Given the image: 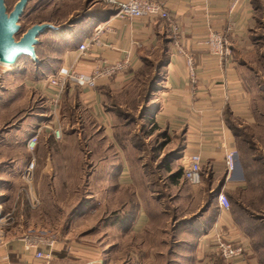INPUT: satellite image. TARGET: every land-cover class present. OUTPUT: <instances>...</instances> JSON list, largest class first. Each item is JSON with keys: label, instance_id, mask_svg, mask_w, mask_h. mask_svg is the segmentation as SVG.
<instances>
[{"label": "crops", "instance_id": "crops-1", "mask_svg": "<svg viewBox=\"0 0 264 264\" xmlns=\"http://www.w3.org/2000/svg\"><path fill=\"white\" fill-rule=\"evenodd\" d=\"M163 1L169 21L119 19L110 10L115 5L108 0H93L89 5L95 10L93 14L72 26L68 33L62 31L60 36L66 38V43H55V73L60 67H72L76 72L90 74L106 64L128 61L122 72L98 79L94 87L84 88L73 83L63 92L65 102L76 104L85 117L94 121L90 127L76 129L74 134L80 137L85 133L89 153L98 150L108 153L93 165L88 185L97 183V168H105L103 190L105 199L112 200L106 204L111 205V213L116 212L115 217L121 216L116 223L121 222L123 229L131 226L129 182L136 189L131 191V196L145 201L148 197H159L160 190L167 197L185 195L183 188L187 186L190 224L185 243L189 249L177 251L175 257L185 259L184 264H261L264 245H255L264 239V0ZM171 24L178 27L177 37L171 32ZM96 26H104L102 33L79 55V44L88 42ZM209 32L223 36L224 54L214 55L204 45ZM175 40L193 58L194 80L186 58L175 47ZM153 59L156 61L152 67L157 69L159 77L150 84L152 89L144 99L147 102L142 107L144 116L131 128L132 124L117 121L118 112H126L117 100L134 91L132 98L139 99L137 89L131 91V88L143 86L138 84L139 70ZM46 81L21 84L22 90L24 86L32 90L33 104L41 94L50 99L52 89L46 86ZM112 99L116 102L112 103ZM48 104L46 111L41 105L21 116L18 126L9 130L0 142H20L25 154L22 158L29 160L27 140L34 135L38 141L54 139L52 130L58 129L63 117L61 105L53 111ZM16 105L22 112L21 102ZM0 109L2 116L11 113L10 107ZM126 130L136 139L118 142L116 135ZM100 131L101 142L94 145L93 140ZM177 150L176 155L167 157ZM35 151L38 154V147ZM129 151L133 152L134 168L128 167L131 165V158H127ZM229 151L235 152L231 171L226 169L224 156ZM192 153L201 157L199 185H190L184 174L179 178L175 175ZM44 160L42 167L34 171V189L43 186V174L50 176L53 171L54 162L50 157ZM25 164L24 161L14 167L15 171L24 169ZM63 182L66 179L58 180L53 174L48 184L59 187ZM95 191L89 195L90 204L97 201ZM219 194L226 196L230 203L226 211L217 204ZM12 201L14 222L4 227L0 264H106L99 254L93 255L70 240L71 229L53 230L48 212L32 211L26 206V200L17 196ZM44 203L41 201L39 206ZM137 208L133 223L146 215L139 204ZM217 234L244 246V260L231 263L218 256L214 250ZM38 235L51 241V245L44 243L29 248L28 239ZM36 251L49 257L35 258ZM140 259L143 261L142 255Z\"/></svg>", "mask_w": 264, "mask_h": 264}, {"label": "rangeland", "instance_id": "rangeland-1", "mask_svg": "<svg viewBox=\"0 0 264 264\" xmlns=\"http://www.w3.org/2000/svg\"><path fill=\"white\" fill-rule=\"evenodd\" d=\"M17 1L4 0L6 11L12 10ZM92 1H27L23 14L17 23L19 31L14 37L15 40H18L29 27L39 23H47L53 27L56 26L58 29L49 30L39 35V47L35 49L36 64L25 56L20 57L13 65L0 64V107H10L11 110L8 116L7 114L2 116L3 114L0 113V138H3L13 127L18 126V119L33 112L36 106L42 105V110H47V104L50 100L41 94L36 96V102L33 104L35 97L31 96L32 90L25 86L22 90L21 84L23 86L24 82L31 84L40 79L41 81L47 80L55 73L56 67L53 58L57 56V52L54 51L56 41L59 44L66 43L67 40H64L66 38L60 36L62 31L67 30L65 32L68 33L72 26H76L89 14H93L95 10L89 8ZM155 61L156 59L145 62V65L139 70L138 84L141 83L143 86L131 88V91L137 89L136 93H138L139 99L132 98L135 95L134 91L132 95L130 92L127 97L123 95L117 100L124 106L123 110L126 111L124 113L128 115L127 121H133L131 128L133 125L135 128V121L143 117L144 109L142 107L147 103L144 102V99L152 89L150 84H154L159 77L157 69L152 67V63ZM18 101L21 102L22 112L16 105ZM114 102L116 100L112 103ZM24 103L26 104L24 105ZM59 105H61V114L63 115L58 126L61 130L60 139L54 140L48 137L42 141L37 140L39 146L36 144L35 150L38 147V154L35 153V150L32 151L29 154V160L28 157L26 160L22 158L24 151L22 152L23 148L20 142V144L10 143L11 140L0 142V210L2 213L6 214L11 211L12 200L16 196L20 200H26L27 206L26 187L21 178L23 169L17 172L15 171L17 168L14 167H18L24 161L26 167L33 160L35 167L32 173V182H34L36 167L41 168L45 161L44 158L48 156L54 162L53 171L50 176L43 174L44 183L42 187L38 189L32 187V192L39 198L40 202L45 201V203L32 211L48 212L51 219L50 227L53 230L61 227L71 229L69 239L74 240L78 247L83 250L91 251L93 255L99 254V257L106 260V264H177L179 262L184 264L185 259L175 256L177 251L189 249L185 243L188 242L187 228L190 224L187 186L183 188L185 195L175 198L171 195L167 197L163 195L164 191L160 190L157 193L160 195L159 197L156 199L148 197L149 200L145 201L142 198H140L141 200L137 199L136 195L131 196V191L136 189L135 184L129 182L131 226L123 229L121 222L119 225L116 223H119L121 216L115 217L116 212L111 213V209H109L111 205L106 204L112 200L105 199L103 190L105 184H103L102 179L104 172H106L105 168L101 167L96 170V175L101 181L97 178L96 184L88 185L93 165L98 164V160H101L104 154L106 156L108 153H101L99 150L94 154L89 153L85 133H81L80 137L74 134L76 129L85 128V126L90 127L94 121L85 117L81 108L76 104L72 105L70 102H65L64 96ZM77 110L79 112H76ZM0 111L2 110L0 109ZM144 132L147 134L146 131ZM102 134L101 131L97 134L93 140V143L96 142L94 145L101 142ZM132 155V151L127 153V158H131V165L128 166L130 168L135 167ZM53 174H56L58 180L66 179V182H63L59 187L50 186L48 181ZM16 180L20 181L17 182L18 185ZM69 182L72 184H68ZM107 186L109 185L107 184ZM145 189H147L146 186ZM94 190L97 192V201L90 204L89 195ZM149 192L147 191V193ZM138 204L140 208L145 209L146 215L142 216L138 222L133 223L132 219L138 213ZM144 209L141 211L142 214ZM141 255L143 261L140 259ZM260 258L261 264H264V254H260Z\"/></svg>", "mask_w": 264, "mask_h": 264}, {"label": "built area", "instance_id": "built-area-1", "mask_svg": "<svg viewBox=\"0 0 264 264\" xmlns=\"http://www.w3.org/2000/svg\"><path fill=\"white\" fill-rule=\"evenodd\" d=\"M110 3L115 5L117 12L113 17L126 20H134L138 18H148V19H161L169 21L168 8L163 0H125L117 2L116 0H108ZM237 0H234L236 3ZM104 26H96L93 35L89 38L88 42L80 43L77 51L83 54L88 50L89 45L96 42L99 35L102 33ZM171 32L174 36L178 35V27L171 24ZM204 45H207L210 52L214 55H222L225 53V40L223 36L215 33L209 32L204 40ZM175 47L179 53H181L189 69V74L191 80H194V70H193V58L186 54L180 45V42L175 40ZM127 59L121 62L106 64L101 68H97L90 74H83L76 72L72 67H60L56 73L50 76L45 82L46 86L52 89V95L50 96V104L53 111L57 109L60 104V100L63 96L67 85L76 84L79 87L90 88L94 87L95 83L100 78L112 77L113 75L122 72L127 67ZM52 136L54 140H58L61 137L60 128L52 130ZM37 136L34 135L30 137L26 144L30 152L35 150ZM234 151L227 152L225 156V165L227 171H231L234 166ZM35 167L33 160L22 170L21 178L26 187L27 194V207L31 210L36 209L40 205L39 198L32 192V173ZM183 174L186 181L190 185H199L201 183V157L198 154L192 153L185 158V162L182 166ZM217 204L225 211L230 208V203L226 196L219 194L216 197ZM15 211L11 209L9 213L3 214L0 210V240L4 235L5 226L10 225L14 222ZM214 250L218 256H220L226 262H239L243 261L245 258L244 252L245 247L234 242L231 239L225 238L223 235L217 234L214 236ZM51 245V241L45 240L41 235L35 236L32 239H28L29 248H37L42 244ZM49 254L42 253L41 251L35 252V258L47 259Z\"/></svg>", "mask_w": 264, "mask_h": 264}, {"label": "water", "instance_id": "water-1", "mask_svg": "<svg viewBox=\"0 0 264 264\" xmlns=\"http://www.w3.org/2000/svg\"><path fill=\"white\" fill-rule=\"evenodd\" d=\"M28 0H18L12 10L6 11L4 0H0V64L13 65L20 57H28L34 63L35 49L38 44L39 35L46 30L55 31L58 29L50 24H36L27 29L22 36L15 40L14 37L19 31V22L23 9Z\"/></svg>", "mask_w": 264, "mask_h": 264}, {"label": "trees", "instance_id": "trees-1", "mask_svg": "<svg viewBox=\"0 0 264 264\" xmlns=\"http://www.w3.org/2000/svg\"><path fill=\"white\" fill-rule=\"evenodd\" d=\"M110 10H112V13L114 12V13H116L117 12V10H116V7L115 6H111V9ZM46 31H49V30H46ZM45 31V32H46ZM36 47H39V43L37 44V46ZM28 58V57H27ZM19 59V58H18ZM17 59V60H18ZM29 59V58H28ZM16 60V61H17ZM30 60V59H29ZM31 61V60H30ZM33 62V61H32ZM147 62V61H146ZM34 64H36V63H34ZM139 74V73H138ZM140 76V75H139ZM119 113V116H118V118H117V121L118 122H121V123H126V124H131V123H133V121L132 120H128L127 121V118H128V115H126L127 113H121L120 111L118 112ZM142 115L144 116V113H142ZM146 116V115H145ZM149 125L151 126V127H153V129H155V125L152 123V122H150L149 123ZM125 138H129L130 140H135L136 139V137H135V135H133V134H130V132H129V130H126V131H124L123 133H121V134H117L116 135V139H117V141L118 142H121V141H124V139ZM121 143H123V142H121ZM166 143H168V141H166V142H164V143H162V145H164V144H166ZM177 152H178V150L177 151H175V153H173V154H171V155H167V157L168 158H171L172 156H174V155H176L177 154ZM179 157V156H178ZM147 172L148 171H150V170H146ZM175 175H176V177H181L182 175H183V170H182V167L181 168H179L176 172H175ZM260 244H256L255 246H260V245H264V239H260V242H259Z\"/></svg>", "mask_w": 264, "mask_h": 264}]
</instances>
